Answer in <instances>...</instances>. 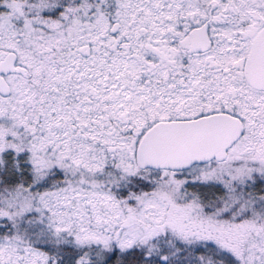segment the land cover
<instances>
[{
  "label": "snow or ice",
  "instance_id": "1",
  "mask_svg": "<svg viewBox=\"0 0 264 264\" xmlns=\"http://www.w3.org/2000/svg\"><path fill=\"white\" fill-rule=\"evenodd\" d=\"M0 264H264V0H0Z\"/></svg>",
  "mask_w": 264,
  "mask_h": 264
}]
</instances>
